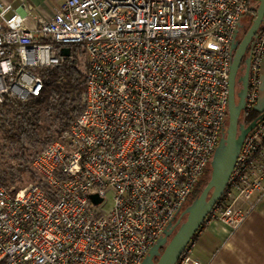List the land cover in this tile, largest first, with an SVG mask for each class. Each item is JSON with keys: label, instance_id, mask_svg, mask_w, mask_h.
Masks as SVG:
<instances>
[{"label": "built area", "instance_id": "obj_1", "mask_svg": "<svg viewBox=\"0 0 264 264\" xmlns=\"http://www.w3.org/2000/svg\"><path fill=\"white\" fill-rule=\"evenodd\" d=\"M253 2L64 0L35 25L0 2V105L39 96L38 69L73 59L71 45L86 77L83 112L32 161L40 184L0 186V264H142L228 124L231 46ZM263 55L264 26L244 113L256 108ZM263 195L264 119L205 223L236 227ZM176 264H202L194 239Z\"/></svg>", "mask_w": 264, "mask_h": 264}, {"label": "trees", "instance_id": "obj_2", "mask_svg": "<svg viewBox=\"0 0 264 264\" xmlns=\"http://www.w3.org/2000/svg\"><path fill=\"white\" fill-rule=\"evenodd\" d=\"M247 15L252 20L256 15V6L253 5ZM60 46L56 44L58 49ZM71 48L73 59L65 60L58 67L38 69L44 82L39 96H30L26 100L7 99L0 105V186L7 189L16 187L17 190L20 188L16 186L17 183L23 181L25 176L28 182L40 184L31 168L32 161L83 112L82 95L86 89V77L80 67V56H84L85 52L80 46L71 45ZM259 114L254 111L251 117L242 116L249 124ZM4 155L16 163H8ZM203 174L189 198L191 201L204 184Z\"/></svg>", "mask_w": 264, "mask_h": 264}, {"label": "water", "instance_id": "obj_3", "mask_svg": "<svg viewBox=\"0 0 264 264\" xmlns=\"http://www.w3.org/2000/svg\"><path fill=\"white\" fill-rule=\"evenodd\" d=\"M242 26L240 23L231 46L233 58L229 77L228 124L223 130L211 160L210 180L201 193L183 210L179 218L166 227L142 264H176L178 262L185 248L204 227L209 212L224 193L245 137L264 119L263 111L249 124L240 122L249 90L251 46L258 31L264 26V0H258L256 15L240 39L238 36ZM70 51V47H63L60 53L67 56ZM243 68L244 73L239 75ZM237 85H240L239 89ZM91 198L95 203L101 200L97 195H91ZM184 216L186 218L183 221Z\"/></svg>", "mask_w": 264, "mask_h": 264}, {"label": "crops", "instance_id": "obj_4", "mask_svg": "<svg viewBox=\"0 0 264 264\" xmlns=\"http://www.w3.org/2000/svg\"><path fill=\"white\" fill-rule=\"evenodd\" d=\"M64 0H0L12 4L35 25V16L49 17ZM255 111H264V55ZM194 252L202 264H264V195L236 227L221 220L205 223L194 238Z\"/></svg>", "mask_w": 264, "mask_h": 264}, {"label": "rangeland", "instance_id": "obj_5", "mask_svg": "<svg viewBox=\"0 0 264 264\" xmlns=\"http://www.w3.org/2000/svg\"><path fill=\"white\" fill-rule=\"evenodd\" d=\"M253 5L254 6H256V8L258 7V2H255V3H253ZM253 20V19H252ZM252 20H251V17L250 16H245L244 18H243V20H242V29H241V31H240V33H239V38L241 39L242 37H243V35H244V33L246 32V30L248 29V27L250 26V23L252 22ZM244 73V68L242 69V70H240V72H239V75H242ZM240 88V85H237V89H239ZM2 154L0 153V156H1ZM6 158H7V161H8V163H16L15 161H13L12 159H10L7 155H4ZM211 173H212V167H211V163H210V166H208L207 167V169H206V171L204 172V174H203V185H201V189H200V191L199 192H197V194H196V197L201 193V191L203 190V188L205 187V185L208 183V181L210 180V177H211ZM29 182H28V180H27V176H25V179L23 180V181H19L17 184L18 185H16L17 187L19 186L20 188L21 187H24V186H26L27 184H28ZM16 188V187H15ZM195 197V198H196ZM194 198V199H195ZM194 199H192V201L194 200ZM191 200H189L188 202H187V204H186V207L192 202ZM185 207V208H186ZM184 208V209H185ZM183 212V211H182ZM185 218H186V216H184L183 217V221L185 220Z\"/></svg>", "mask_w": 264, "mask_h": 264}, {"label": "flooded vegetation", "instance_id": "obj_6", "mask_svg": "<svg viewBox=\"0 0 264 264\" xmlns=\"http://www.w3.org/2000/svg\"><path fill=\"white\" fill-rule=\"evenodd\" d=\"M241 25H242V21H241ZM241 29H242V28H240V31H241ZM243 114H244L245 116H247V117H251L252 112H251V113H243ZM246 121H247V119H245V117L241 115V117H240V122L245 123V124H248ZM178 218H179V217H177V219H178Z\"/></svg>", "mask_w": 264, "mask_h": 264}]
</instances>
